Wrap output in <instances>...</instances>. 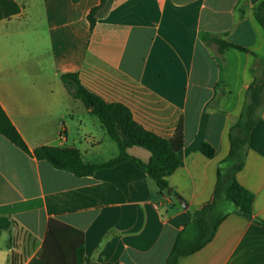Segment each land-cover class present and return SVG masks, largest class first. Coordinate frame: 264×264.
<instances>
[{
  "label": "crops",
  "instance_id": "obj_1",
  "mask_svg": "<svg viewBox=\"0 0 264 264\" xmlns=\"http://www.w3.org/2000/svg\"><path fill=\"white\" fill-rule=\"evenodd\" d=\"M15 1L21 12L0 20V104L31 152L73 147L87 164L119 155L99 118L62 83L76 72L88 90L169 139L181 164L160 192L131 161L77 176L0 134V216L12 220L0 236V264H47L39 253L51 218L83 232L85 264H166L190 212L213 200L252 69L264 61L253 12L264 0H114L93 30L88 14L101 0ZM206 33L248 51L220 54ZM203 142L214 157L200 151ZM129 153L151 157L141 147ZM237 178L254 194L253 218L230 214L180 264H264V107Z\"/></svg>",
  "mask_w": 264,
  "mask_h": 264
},
{
  "label": "trees",
  "instance_id": "obj_2",
  "mask_svg": "<svg viewBox=\"0 0 264 264\" xmlns=\"http://www.w3.org/2000/svg\"><path fill=\"white\" fill-rule=\"evenodd\" d=\"M113 2L114 0H101L99 5L91 9L88 14L91 30L95 27L97 18L107 13ZM21 10L15 0H0V20L16 15ZM253 12L264 29V1ZM203 38L216 44L220 54L231 47L248 51L217 34L206 33ZM259 68V72L256 68L252 69L254 81L246 91L240 117L230 129V152L218 167L213 200L201 209L190 212V220L180 232L166 264H180L182 258L206 246L230 214L237 213L253 218L254 194L240 184L237 174L245 165L250 133L260 119L264 107L263 60L259 61ZM61 81L73 98L83 102L99 118L102 126L117 142L120 150L117 157L100 164H87L80 150L73 147L40 146L31 152L1 104L0 134L24 152L33 153L35 157L48 161L55 168L77 176H89L98 169L116 167L125 161H131L156 181L160 192H169L167 178L181 164L180 156L171 141L139 124L125 104L107 102L88 90L82 84L78 73H64ZM132 147L149 151V161L131 155L129 149ZM200 151L208 158L216 154L215 148L208 142L200 145ZM176 195L178 196L177 193ZM260 222L264 224V221ZM11 226L12 220L9 216H0V236ZM39 255L47 264H85L84 234L58 218H51Z\"/></svg>",
  "mask_w": 264,
  "mask_h": 264
},
{
  "label": "water",
  "instance_id": "obj_3",
  "mask_svg": "<svg viewBox=\"0 0 264 264\" xmlns=\"http://www.w3.org/2000/svg\"><path fill=\"white\" fill-rule=\"evenodd\" d=\"M179 202L182 204V206L186 207L187 206V203L179 197Z\"/></svg>",
  "mask_w": 264,
  "mask_h": 264
},
{
  "label": "rangeland",
  "instance_id": "obj_4",
  "mask_svg": "<svg viewBox=\"0 0 264 264\" xmlns=\"http://www.w3.org/2000/svg\"><path fill=\"white\" fill-rule=\"evenodd\" d=\"M68 119H70V118L68 117Z\"/></svg>",
  "mask_w": 264,
  "mask_h": 264
}]
</instances>
